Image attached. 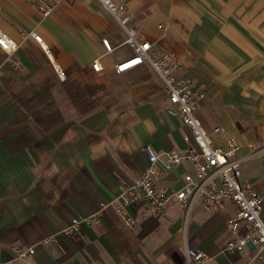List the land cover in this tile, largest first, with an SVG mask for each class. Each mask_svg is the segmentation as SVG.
Instances as JSON below:
<instances>
[{"label": "crops", "instance_id": "obj_1", "mask_svg": "<svg viewBox=\"0 0 264 264\" xmlns=\"http://www.w3.org/2000/svg\"><path fill=\"white\" fill-rule=\"evenodd\" d=\"M121 1L150 50L179 56L178 74L192 76L195 90L205 93L201 121L225 129L213 141L228 135L240 141L241 178L263 198L264 219V0ZM0 29L18 43L12 53L0 47V264H24L13 260L14 246L36 243L101 202L109 204L97 219L38 245L33 259L188 264L192 248L209 257L196 264H263L252 247L223 250L235 213L229 202L221 210L200 204L187 210L174 201L160 214L137 202L124 210L135 218L131 226L112 204L122 182L147 164L146 145L157 153H185L187 145L184 125L164 109V83L149 62L115 71L133 49L98 0H63L47 17L26 0H0ZM32 30L42 43L24 36ZM187 172L195 174L184 161L162 172L156 185L179 188Z\"/></svg>", "mask_w": 264, "mask_h": 264}, {"label": "built area", "instance_id": "obj_2", "mask_svg": "<svg viewBox=\"0 0 264 264\" xmlns=\"http://www.w3.org/2000/svg\"><path fill=\"white\" fill-rule=\"evenodd\" d=\"M41 17L51 15L63 0H26ZM102 7L124 28L125 43L133 49V55L115 64V71L122 72L133 66L148 61L164 83L166 92L167 114L178 118L184 125L182 138L187 145L185 153L170 148L157 153L148 145L144 147L147 164L138 176L123 181L112 204L115 205L126 225L135 223V218L127 215L125 208L133 203H146L156 214L165 212L176 201L187 210L191 205L200 204L206 210L223 209L226 202L232 204L235 213L228 217L227 225L231 233L223 245V250L229 253H240L246 247H252L254 257L264 264V219L262 217L263 198L246 179L241 178L240 158L237 153L241 147L240 141L231 135L222 142L213 141L212 134H220L224 127L215 125L212 129L205 127L198 115V106L205 93L195 90L192 76L178 74L182 63L179 56L173 52L156 55L150 50V41L143 39L136 25L129 23V15L121 0H98ZM159 27L161 25L159 24ZM31 35L42 43L41 36L35 31L24 33ZM103 43L108 51L112 46L107 39ZM0 47L12 53L18 43L0 29ZM45 47V46H44ZM95 70L101 72L99 61L92 63ZM63 77L62 71L58 70ZM161 156L163 157L160 164ZM184 161H189L194 168V176L184 173V182L179 188L160 190L156 182L162 172L172 169ZM109 203L101 202L99 207L86 216H73L68 226L53 232L31 245L13 247V260L24 264H40L33 259L38 245L57 242L58 235L63 232L75 235L83 222L90 223L97 219ZM207 253L201 250L187 249V263L196 264L208 259Z\"/></svg>", "mask_w": 264, "mask_h": 264}, {"label": "rangeland", "instance_id": "obj_3", "mask_svg": "<svg viewBox=\"0 0 264 264\" xmlns=\"http://www.w3.org/2000/svg\"><path fill=\"white\" fill-rule=\"evenodd\" d=\"M254 161H256V158H252L251 160L247 161L248 163H253ZM243 167V165H242ZM252 171H253V167H252Z\"/></svg>", "mask_w": 264, "mask_h": 264}]
</instances>
